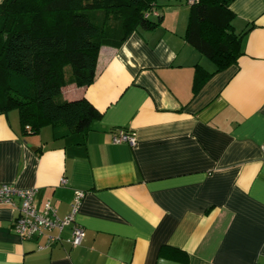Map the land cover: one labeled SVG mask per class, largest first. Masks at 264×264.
I'll return each mask as SVG.
<instances>
[{"label": "crops", "instance_id": "0c3cea01", "mask_svg": "<svg viewBox=\"0 0 264 264\" xmlns=\"http://www.w3.org/2000/svg\"><path fill=\"white\" fill-rule=\"evenodd\" d=\"M158 4L157 26L99 47L90 84L61 87L99 112L87 131L22 135L17 111L0 114V184L59 216L83 190L85 231L39 249L46 236L19 240L0 203V264H264V0L230 3L239 55L217 72L184 39L185 0ZM118 129L135 143L111 142Z\"/></svg>", "mask_w": 264, "mask_h": 264}, {"label": "trees", "instance_id": "16d2710c", "mask_svg": "<svg viewBox=\"0 0 264 264\" xmlns=\"http://www.w3.org/2000/svg\"><path fill=\"white\" fill-rule=\"evenodd\" d=\"M232 1L185 0L184 39L214 72L239 55ZM158 7V0H1L0 114L15 109L22 135L45 125L53 138L87 131L99 112L85 98L62 99L61 87L90 84L99 47H118L133 31L157 26ZM199 83L195 76L193 89Z\"/></svg>", "mask_w": 264, "mask_h": 264}, {"label": "built area", "instance_id": "2783aa9c", "mask_svg": "<svg viewBox=\"0 0 264 264\" xmlns=\"http://www.w3.org/2000/svg\"><path fill=\"white\" fill-rule=\"evenodd\" d=\"M197 0H186L187 4H192ZM111 142H127L130 145L135 143L133 134L118 129L112 136ZM262 154H264V141L260 144ZM61 183L65 182L61 178ZM37 189L34 187L18 189L9 184H0V203L9 204L17 210L14 218L12 230L19 240H30L44 234L46 241L38 245L39 249L47 248L50 245L66 241L70 246L80 245L84 239L85 231L74 223L75 215L84 195L83 190H75L70 205V210L63 216H59L50 202H45L41 209H37L34 197ZM69 227V236L63 239V230Z\"/></svg>", "mask_w": 264, "mask_h": 264}, {"label": "rangeland", "instance_id": "374dc122", "mask_svg": "<svg viewBox=\"0 0 264 264\" xmlns=\"http://www.w3.org/2000/svg\"><path fill=\"white\" fill-rule=\"evenodd\" d=\"M1 1V0H0ZM161 1H163V0H159V2H161ZM185 6V5H184ZM188 6V5H187ZM186 6V7H187ZM11 112H14V113H16V110L15 109H12V110H10Z\"/></svg>", "mask_w": 264, "mask_h": 264}]
</instances>
